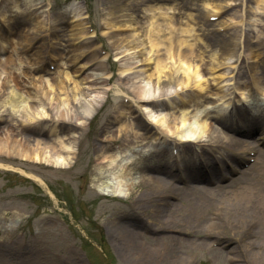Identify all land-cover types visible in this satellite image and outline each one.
Returning <instances> with one entry per match:
<instances>
[{"label":"bare ground","instance_id":"6f19581e","mask_svg":"<svg viewBox=\"0 0 264 264\" xmlns=\"http://www.w3.org/2000/svg\"><path fill=\"white\" fill-rule=\"evenodd\" d=\"M108 1L111 8L109 14L112 16L106 19V24L110 27L107 26L108 29L106 27L104 33H109L113 49L122 60L119 73L123 78L121 85L125 89L119 91L129 98V104L126 105L120 100V104L113 106L114 109L109 113L110 121L102 129L105 134L99 135V140L96 142L99 143L97 148L102 151L98 152L97 160L105 166L100 175L104 180L99 183L98 188L101 192L121 197L128 196L136 185L140 190L138 195L133 196L131 202L133 217L123 218L124 221L113 222L109 226L114 228L117 236H120L119 238L116 236L117 241H115L120 254L131 264H139L140 258L142 260L151 258L147 264H152L153 255H159L156 257L157 263L154 264H170L176 261V264H188L185 263L186 258L183 255H178L179 252L173 247L175 246L173 241L181 242L180 236L185 234L184 227L192 221L199 222L191 216L192 213L204 209L208 213L205 231L218 241H222L223 245H227L228 253L236 258L238 264H264L262 174L264 133L259 134V137L256 134L264 129V102L257 104L255 109L250 106H233L230 108L232 112L229 116L213 117L222 127L204 123L200 128L194 116H181L176 111L177 107L195 101L194 95L184 90V87L190 85L195 86L202 95L209 93L218 96L219 99L226 96L225 88L223 90L214 81L212 84L208 83L207 76L211 75V72L207 71L226 62L225 59L238 50V32L236 34V30H231L220 33L217 29H212L208 34L204 33L205 38L220 47L219 52L214 56L217 60H214L208 68L204 51H201L200 45L195 42L197 37L193 41L188 39L195 29L190 22L183 24L181 20L175 21L170 17L163 19L166 21L165 26L168 25L170 29L167 45L163 48L161 47L163 41L158 36V32L163 29L162 22H157L154 28L149 30L143 25L142 20L134 17L132 13H123L122 17L124 15L127 17L124 16L120 21L114 18L118 11L132 12L140 5L141 0ZM234 2L236 0H220V3L204 0L201 10H206L207 7L214 11L222 10L223 7ZM247 3L249 9L256 13L264 12V0H247ZM10 4L17 6L14 0H2V11L9 8ZM70 12L76 23L70 29L66 28L67 33L56 27L51 31L52 33L46 32L48 29L46 21L49 18L43 15H36L30 22L16 14L7 16L5 12L4 14L0 12L14 25L15 33H19L24 40L19 47H16L15 40L8 36H5L4 42H0V51L3 53L0 54V160L5 157L7 160L22 159L43 161L55 166L66 165L76 152V139L72 132L79 127L76 120L86 115L79 106H87L89 110L86 116L89 117L91 107L95 106L101 100V95L107 92L109 76L105 74L103 58L95 55L92 43L76 42L82 34L88 33L85 30L87 21L80 17L79 5L72 7ZM58 14L61 18L64 17L62 11H58ZM143 15H145L144 10ZM61 20L60 24H63V18ZM250 20L251 17L248 15L247 27H250ZM204 22L208 23L206 19ZM24 24H29L30 27L16 30V26L21 27ZM116 25L129 28L130 33H115L113 27ZM178 32L187 33V38L180 37ZM92 36L94 35H88V37ZM62 37H65L64 42ZM33 40L38 41L34 44ZM245 40L248 56L254 64L255 58L260 53L253 51L251 44L253 40L248 32ZM146 42L150 43L149 53L153 51L150 56H145L144 53ZM33 46L35 49L31 54H21V49L24 51ZM46 53L49 55L47 57L53 60L57 55L61 60L56 72L46 78L41 74L32 76L25 70L15 71L12 68L15 60L20 62L25 60L26 66L38 70L45 61ZM134 59L138 60L135 62ZM169 60L181 70L180 74L174 73L172 65H168ZM63 65L71 66V71L65 69ZM89 68L95 71L90 73L87 71ZM82 72L80 79L74 77ZM25 78H30L29 82ZM8 82L16 87L29 84L26 93L30 98L23 102L24 97L18 92L11 91L6 94ZM254 82L258 86L264 83L260 77L255 78ZM173 83L181 88L169 94V86ZM70 84L72 88L69 87ZM237 84L240 92L245 93L246 82L239 79ZM79 91L84 95L83 98L76 95ZM157 94L159 96L167 94L168 97L160 99L159 96H155ZM203 97L209 98L207 95ZM3 101L14 105L12 109L18 107L22 119L10 115ZM132 105L147 109L152 121L146 119L143 114L135 116L136 112L130 110ZM128 115L133 117L132 121L128 120ZM108 132L111 134H107ZM202 134H207L208 139L202 141L200 139ZM118 137L126 143L132 140L141 144H145L146 139L152 137L153 140L159 139L161 146L158 152L152 151L140 157L138 164L125 163L118 168L117 165L112 164L117 152L110 153L108 149L114 145ZM101 143L108 144L102 146ZM173 145L183 151L173 153L170 151ZM211 148H215L216 151L223 149V151L216 152L219 156H209L207 151L212 154ZM251 152L257 153V157L243 172L239 165H244L243 158L247 156H243ZM190 153H194L196 159L179 160L182 155ZM104 162L107 164L103 165ZM133 171L143 173L137 183L130 180ZM238 172H241V175L237 176ZM107 178L111 179L108 184ZM175 197L179 202L187 203L185 212L182 213L181 208H176L179 206L176 205L177 203L171 202ZM152 205L153 213L149 212L146 217L145 212ZM151 217L156 221L153 230L152 226L150 227L153 224L149 219ZM131 222L156 232L157 235H153L152 238L155 242L158 241L157 246L151 248L142 243L139 240L141 233ZM231 235H236V238L241 236L240 238L243 239L241 247L236 243H228ZM208 239L210 237L204 235V238L199 241L196 239L193 243L205 247L213 241ZM221 251L226 252V250ZM15 254L22 253L19 249L9 253L0 252V264H33L29 255L24 256L23 259L16 257L18 261L13 256ZM171 257L175 258L171 259ZM11 258L16 260L11 261Z\"/></svg>","mask_w":264,"mask_h":264},{"label":"rangeland","instance_id":"374dc122","mask_svg":"<svg viewBox=\"0 0 264 264\" xmlns=\"http://www.w3.org/2000/svg\"><path fill=\"white\" fill-rule=\"evenodd\" d=\"M203 1L204 0H141L140 5L135 7L132 12L131 10L118 11L115 13L114 18L120 21L124 16L127 17L126 15L122 17L123 13H132L134 17H138L142 20L144 23L143 25H145L146 28L148 27L147 29L149 30H152L157 22H162L163 25L161 27L163 29L158 32V36L160 40L163 41L161 46L163 48L167 45V39L170 36V29L168 25L165 26L166 21L163 19L170 17L175 21L181 20L183 24L190 22V25L195 29L192 31V36L188 39L193 41L194 38L197 37L195 42L198 46L200 45V50L204 51L205 63L209 68L211 63L214 60H217L214 56L219 52L220 47L217 44H214L212 40L210 41L207 38L206 40L204 39L203 33L205 32L208 34L209 31L215 29L217 26L205 24L204 20H202L203 12L213 11L210 8L201 10V7L203 8ZM14 2L17 3V6L14 7L13 4H10L9 8H6L4 11H2L3 9H1L0 5V12H3L2 14L5 12L7 16H14L16 14V16H19L20 18L29 19L28 13L30 11L38 13H46L47 11H50L52 16L50 27L52 29L56 27V29H63L64 31H66V28L70 29V27L76 23L74 18L71 17L72 13H70L69 8L74 4H79L80 10L83 13L82 16H85L83 20L87 21L88 25L92 24L94 26V31L96 32V36L87 41L88 43H92L95 47L93 51L96 55L104 56L105 59L103 60V64L108 73L113 75V77L110 81L107 92L101 95V100L95 106L91 107L89 104L92 108L89 117L86 116L89 110L86 108L87 106H79V109L86 114L79 120H76L79 124H84L83 128L79 130L82 132L80 135H82L81 137L83 138L81 141L83 151L72 156L67 163L68 165L73 166L72 172H74L75 175L72 178H69L68 176L62 177V172L55 174V171H51L50 168H53L51 166L42 165L44 167H40V171L36 172L32 169L35 164L33 161L29 162L15 159V162H11L5 157H2L0 163L8 164L9 167L14 166L17 168L18 166L30 172L34 171L33 173L40 176L45 182L38 180L37 184H34L27 179L19 177L17 174L0 172V240L14 238L18 242L28 244L21 249L20 252L22 254H15L13 256L15 258L19 257L23 259L24 256L29 255L33 264H86L84 259H82L83 253L81 252L80 244H83V250L93 264H131L122 254H120V250L115 242L117 241L116 238H119L120 236H117V232L114 228L109 226L113 222L119 223L121 216L126 215L125 217H131V202L133 196L140 193L138 185L135 184L136 186L131 190V193L124 198H115L110 195L102 194L100 190H98V187L95 186V183L99 181L98 177L101 178V181L104 180V178L99 176V174L102 175V169L104 167L97 168V163L99 161L97 160L98 152L100 153L102 151L97 148V145H95V138L98 135L103 136L105 134L102 129L110 121L108 114L114 109L113 106L120 103V97L122 98L124 95V93L119 90H122V88L125 89L121 85V83H123V78L119 73V66H121L122 60L119 59V56L116 55V51L113 49L110 35L104 33V30H106L105 28L107 26L110 27L106 24L108 16H112L109 14V11L111 10L110 1L14 0ZM213 2L220 3V0H213ZM244 2L245 5L242 3L237 4L232 10L224 12L219 20L227 23L228 21H231L233 16V18L237 17L241 11H244V13L251 17L249 23L250 27L248 26V34L253 40L251 43L252 48L254 49L253 51L259 52L260 55L255 58L253 64L248 56L247 48H244V53L238 55V50H236L234 51V54L229 55V58L225 59L227 61L224 63L227 65L229 63L230 65L231 62H234L237 66L240 64V61L243 62V64L241 63L240 68L241 73L240 75H236V78L239 76L242 81L248 84L246 88L247 98L246 103L244 104L255 109L257 108V104H262V102H264V83H261L259 86L257 83H254V79L259 77L264 81V42L262 40L264 35V12L262 14L256 13L252 9H249L247 0H244ZM44 9H46V11H43ZM143 10L146 16L143 15ZM58 11L64 13V17H62L64 21L63 24H60L62 18L60 14H58ZM55 13L57 16H55ZM52 18L56 19L53 20ZM4 19L5 18L1 15L0 26H3L4 23L9 26L8 21H2ZM29 24L21 25V27L20 25L16 26V29L29 28ZM113 29H115V33H130L129 28H123L120 25L114 26ZM78 30H80V28ZM178 33L180 37L186 36L187 38V33ZM13 38L16 43L22 40V36H20L19 33H16ZM64 39L65 37H62L63 42ZM101 46L104 47L105 51L100 50ZM144 48L145 56L153 54V51L149 53L151 49L149 42H146ZM244 54L246 56V61L242 58ZM237 57L239 58L236 61ZM134 60L136 62L138 59ZM16 64L18 65H12V68L14 70H19L23 68L25 62L21 63L17 61ZM168 65H172L174 73L181 72V70H178L179 68L176 64H172L171 60L168 61ZM231 67L232 66L230 65L225 71H232ZM234 67L235 66H233V68ZM24 69L31 75L34 74L32 73L34 68L29 69V67H27ZM210 71L211 70H208L207 72L209 73ZM230 76L233 78V73H226L224 75L225 80L218 82L217 75L213 72V74L207 76V78L209 84H212L214 81V83L221 86L223 90L225 88V92H229L228 88L230 86L229 83L231 82V78L228 77ZM213 78L216 80H213ZM227 79H229L227 83L223 84ZM251 86H253L256 91L253 89L251 90ZM69 87L72 88V84H70ZM125 87L127 88V86ZM191 87L195 86L190 85V87H184V90L186 89V92H188L190 89H193L200 92L196 87ZM180 88L179 85L173 83L169 86L168 92L169 94H172L175 89ZM26 90L28 89H25L24 87H16L11 82H8L6 86V94L11 91L18 92L24 97L22 100L23 102H26L30 98L28 93H26ZM76 95L81 98L84 97L80 91L77 92ZM203 95H207L209 98H204ZM203 95L200 94L201 97L196 99L197 102H193L190 107H177L176 111L181 116H194L196 118L195 122L197 120V125L200 126V128L204 123H207L208 125L211 124V126L215 125L222 127V125L218 124L217 120L213 119V117H221L225 115L224 113H226L228 108V100L219 99L218 96L209 93ZM155 96L158 97L159 95L157 94ZM162 97L167 98L168 95L165 94L159 96L160 99ZM227 97L228 94L226 98ZM236 100L238 101L237 98ZM3 103L4 106L8 107L7 109L10 115L14 116V118L22 119L19 115L20 112L18 111V107L12 109L14 105H11L8 101H3ZM137 109L140 111L139 107H137ZM259 132L260 131H258V133ZM262 132H264V129H262ZM107 134H111V132H108ZM112 134H116V132H112ZM200 139L207 140V134H202ZM139 143H134L135 145L132 147L133 150H138V153H133L130 149L123 150L118 152L115 161L121 160V163H124L126 161L138 160V154L141 156L143 153L145 154L152 150V138L148 137L144 142L146 143L145 145L137 146ZM212 151L219 153L223 151V149H218V151H216L215 148H212ZM214 152L211 155H219ZM47 164L52 165L50 163ZM64 166H62V168ZM142 174L143 173H135V171H133L130 180H132L133 183H137L140 181ZM262 174L264 180V172ZM110 180L111 179L108 178L106 179L107 184ZM14 198L18 200H14ZM17 201L19 202L18 204ZM171 202L174 203L173 200ZM176 203V205H179L176 208H181L182 213L185 212L187 203L185 201ZM153 209V205L150 206L145 212V216L147 217L149 212L152 214ZM116 216L117 220L113 221V218ZM191 216L195 221H199L202 224L194 221L190 222L184 227L185 230H183V232L185 234L184 236H180L182 238L181 242H177L176 240L173 241L175 244L173 247L179 252L178 255H183V257L186 258L185 263L188 264H229L227 261V255L230 254L221 252L215 247H210L209 244L205 245V247H200L193 243V241L196 240L197 235H202L207 229L204 228L207 224L205 223L206 219H208L207 211L204 209L201 211H194ZM60 217H62L63 220ZM149 219L153 222V224L150 225L153 230L156 221L154 218L152 219V217ZM139 226L140 225L137 226V224L134 225V228L141 233L139 240L142 243L144 242L145 245L149 247L151 246V248L157 246L158 241L155 242V239L152 238V236H156L157 233L151 230L150 231L154 233H151L150 231L145 233L144 227ZM21 230L25 231L24 236L22 235ZM189 234H192V236H189ZM235 236L236 235H231L230 237L236 238ZM240 237L241 236H239V238ZM196 241L199 240L197 239ZM230 241H232V244L236 243L233 239H230ZM238 242V245L241 247L243 239L240 238ZM15 244L9 243V246H13V249H15H11V251L13 250L12 252L17 251L18 249ZM158 256L159 255L152 256L154 258L152 264L157 263L156 257ZM176 257L178 258V256ZM79 258H81L82 261H78ZM172 258L175 257H171V259ZM150 259L147 260L146 258V260H142L140 258L141 261H139V264H147V261H150ZM10 260L14 261L12 258ZM172 263L173 262H170V264ZM176 263L177 261L173 264Z\"/></svg>","mask_w":264,"mask_h":264}]
</instances>
